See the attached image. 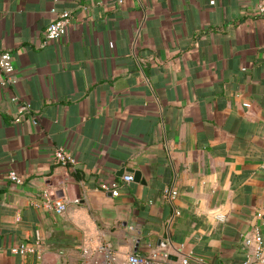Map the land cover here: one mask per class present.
<instances>
[{"label": "crops", "instance_id": "obj_1", "mask_svg": "<svg viewBox=\"0 0 264 264\" xmlns=\"http://www.w3.org/2000/svg\"><path fill=\"white\" fill-rule=\"evenodd\" d=\"M259 2L0 0V51L15 76L0 87V264H126L133 252L239 264L254 227L264 247ZM52 7L72 22L44 44ZM22 103L36 125L13 122ZM58 146L73 165L54 162ZM131 170L145 183L122 182ZM111 180L117 196L99 188ZM46 189L68 201L64 213L34 205ZM22 242L40 251L12 253Z\"/></svg>", "mask_w": 264, "mask_h": 264}, {"label": "built area", "instance_id": "obj_2", "mask_svg": "<svg viewBox=\"0 0 264 264\" xmlns=\"http://www.w3.org/2000/svg\"><path fill=\"white\" fill-rule=\"evenodd\" d=\"M56 2L57 0H53ZM255 11L259 14H264V2H259L255 8ZM52 16L50 22L44 31L45 44L50 40H57L64 37L68 33V29L72 22V15L68 10L57 11L55 7L50 9ZM15 84L13 55L8 50L0 51V87H6ZM11 100L16 101V97H12ZM243 106L248 107L249 103H244ZM30 120L32 124L38 123L36 115L31 114V107L29 103H22L13 117L15 124H20L25 120ZM53 159L56 164L61 166L73 165L75 163L71 153L63 146H58L53 150ZM7 177L9 180L20 183V178L14 169L8 171ZM122 182L127 183L133 180L132 174H125L121 177ZM120 183L111 180L102 182L99 188L104 192H110L112 196H117L119 193ZM178 195V190L175 186L169 185L162 191L163 200L172 203ZM36 206H42L48 210L53 211L56 214H62L65 212L68 206V201L63 198H58L52 194V190L46 189L42 193V200L40 202H34ZM221 219L222 217L217 216ZM243 243L249 248V252L245 259L239 264H264V247L262 235L257 227L252 228L249 233L243 235ZM39 244L34 245L26 242L19 243L17 246L11 248V252L19 255L33 254L39 249ZM99 252L104 255L105 258L111 259L112 252L109 244L102 245L99 248ZM166 253L163 257H166ZM126 264H155L154 260L150 256L140 255L138 253H130L126 258ZM180 264H192L190 262L189 255L182 257Z\"/></svg>", "mask_w": 264, "mask_h": 264}, {"label": "water", "instance_id": "obj_3", "mask_svg": "<svg viewBox=\"0 0 264 264\" xmlns=\"http://www.w3.org/2000/svg\"><path fill=\"white\" fill-rule=\"evenodd\" d=\"M131 172H133V180L137 181V182H141L142 184L145 183V180L141 178V172L138 170H131ZM120 173H122L120 171Z\"/></svg>", "mask_w": 264, "mask_h": 264}]
</instances>
